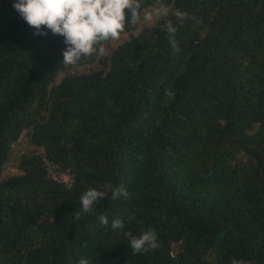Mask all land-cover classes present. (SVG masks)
Segmentation results:
<instances>
[{
  "label": "trees",
  "instance_id": "obj_1",
  "mask_svg": "<svg viewBox=\"0 0 264 264\" xmlns=\"http://www.w3.org/2000/svg\"><path fill=\"white\" fill-rule=\"evenodd\" d=\"M14 2L0 0V264H264V0H139L138 23L168 15L77 63ZM92 187L107 195L83 214ZM149 229L158 246L135 252Z\"/></svg>",
  "mask_w": 264,
  "mask_h": 264
},
{
  "label": "clouds",
  "instance_id": "obj_2",
  "mask_svg": "<svg viewBox=\"0 0 264 264\" xmlns=\"http://www.w3.org/2000/svg\"><path fill=\"white\" fill-rule=\"evenodd\" d=\"M13 7L29 26L36 29L35 35L47 36L50 31L64 38V63H77L97 52L103 54L106 41L122 35L126 24L136 26L141 20L139 0H15ZM168 12V8L163 6L154 11H145L143 20L151 21L154 17L168 15ZM175 15L183 19L187 14L177 11ZM167 31L169 41L175 48L178 29L168 23ZM55 178L66 185L71 184V177L66 172L55 173ZM106 187L113 200L128 194L123 186ZM106 195L105 190L88 188L80 196L81 213L92 212L97 202ZM99 220L104 225L108 224L104 215ZM111 227L114 230L123 229L124 223L114 219ZM129 244L137 253L155 249L158 246L156 232L149 229L139 236H131ZM79 264H87V261L81 259Z\"/></svg>",
  "mask_w": 264,
  "mask_h": 264
},
{
  "label": "rangeland",
  "instance_id": "obj_3",
  "mask_svg": "<svg viewBox=\"0 0 264 264\" xmlns=\"http://www.w3.org/2000/svg\"><path fill=\"white\" fill-rule=\"evenodd\" d=\"M153 22L154 21H144V22H141V23H138L137 25H138V27H143V25H145V27H147V28H150L151 26H153ZM136 31V29H133L132 31H130V32H135ZM126 36H128V32H124L122 35H120L119 37H117V38H125ZM115 43H118L117 41H115ZM115 43H114V45H115ZM77 67V65L76 64H74L73 65V69L74 68H76ZM78 68H79V66H78ZM72 69V70H73Z\"/></svg>",
  "mask_w": 264,
  "mask_h": 264
}]
</instances>
